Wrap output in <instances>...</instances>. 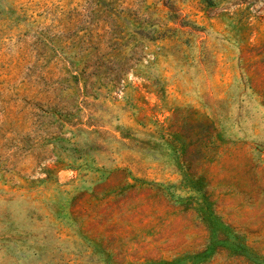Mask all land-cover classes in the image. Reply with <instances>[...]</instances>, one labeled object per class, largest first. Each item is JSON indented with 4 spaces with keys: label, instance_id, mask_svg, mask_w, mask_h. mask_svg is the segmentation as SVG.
Wrapping results in <instances>:
<instances>
[{
    "label": "rangeland",
    "instance_id": "1",
    "mask_svg": "<svg viewBox=\"0 0 264 264\" xmlns=\"http://www.w3.org/2000/svg\"><path fill=\"white\" fill-rule=\"evenodd\" d=\"M0 181L27 264H264V0H0Z\"/></svg>",
    "mask_w": 264,
    "mask_h": 264
},
{
    "label": "crops",
    "instance_id": "2",
    "mask_svg": "<svg viewBox=\"0 0 264 264\" xmlns=\"http://www.w3.org/2000/svg\"><path fill=\"white\" fill-rule=\"evenodd\" d=\"M39 185L21 183L12 188L0 181V264H27L26 254L40 249L44 235L37 230L36 206L27 205L28 198L35 203L36 194L26 193ZM46 215L52 220L58 216V210H48ZM45 240L51 244L49 236H45Z\"/></svg>",
    "mask_w": 264,
    "mask_h": 264
}]
</instances>
